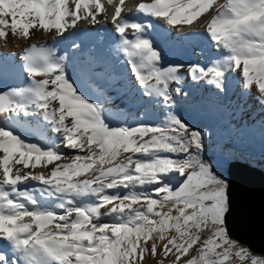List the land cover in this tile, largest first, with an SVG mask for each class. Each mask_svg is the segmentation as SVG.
<instances>
[{
	"label": "snow or ice",
	"instance_id": "obj_1",
	"mask_svg": "<svg viewBox=\"0 0 264 264\" xmlns=\"http://www.w3.org/2000/svg\"><path fill=\"white\" fill-rule=\"evenodd\" d=\"M125 3L111 21L118 51L162 118L113 125L66 56L26 46L24 84L0 87V264H143L149 251L158 264H264L232 236L231 182L202 157V132L173 111L189 78L222 91L232 76L264 100V0H137L122 17ZM107 16L101 0H0V39L63 38ZM200 19L219 58L165 65L149 29Z\"/></svg>",
	"mask_w": 264,
	"mask_h": 264
},
{
	"label": "bare ground",
	"instance_id": "obj_2",
	"mask_svg": "<svg viewBox=\"0 0 264 264\" xmlns=\"http://www.w3.org/2000/svg\"><path fill=\"white\" fill-rule=\"evenodd\" d=\"M101 2L108 12L107 22L101 25L93 26L90 20L81 21L78 29L65 34L63 38H53L54 33L51 32L33 30L30 39L11 35L6 42L0 39V85L5 88L22 86L25 77L21 71L20 57L24 48L30 44L44 43L47 47L55 49L58 56L67 57L65 62L68 74L79 85L82 92L102 102L106 100L108 94L115 99L114 104L118 105L119 109L113 110L114 112L107 110L108 117L120 115L122 120L129 117L130 124L147 119L153 121L160 119L155 110L157 108L161 113L160 107L146 103L141 97L139 90L133 84L130 70L118 51L119 41L111 23L118 0H113V3H108V0H101ZM145 2H150V0H145ZM136 4L137 0H126L122 17L128 15L129 10H134ZM139 19L145 23H153L152 19H146L143 16ZM205 19H200L192 26L180 25L169 28L157 23L155 29H149V35L155 39L156 45L157 43L162 45L160 49L163 53L164 64L169 60H175L176 57H183L190 64L201 65L207 64L212 58H219L221 54L212 47L205 34ZM74 43L80 46L79 49L73 47ZM236 81L242 85L240 79L236 78ZM254 99L257 100L254 104L257 115L255 120L258 130L264 133V100H261L256 92ZM179 110H181L179 106L173 109L177 113ZM22 134L31 133L25 129L22 130ZM39 170L41 169H37ZM248 176L240 177L243 179L241 184L237 178L239 184L237 187L241 189L239 195L243 196L242 192L246 194L248 202L250 199L252 202L249 203H253L255 209L259 211L264 208L262 198L264 184L252 175ZM143 264L151 263L146 260Z\"/></svg>",
	"mask_w": 264,
	"mask_h": 264
},
{
	"label": "rangeland",
	"instance_id": "obj_3",
	"mask_svg": "<svg viewBox=\"0 0 264 264\" xmlns=\"http://www.w3.org/2000/svg\"><path fill=\"white\" fill-rule=\"evenodd\" d=\"M157 47L161 48L162 45L157 43ZM176 59L174 62L169 60L165 65L190 64L183 57ZM228 81L226 89L218 91L212 84L189 78L181 86L184 94L174 98L175 107L179 106L181 109L178 114L182 119L203 134L202 157L213 162L227 178L229 165L235 161L245 162L264 171V133L258 130L255 120V90L251 94L245 91L235 77L230 76ZM91 98L104 106L105 114L107 110L119 109L110 94L103 102L98 98ZM155 110L161 119V113L157 108ZM120 117L113 115L108 118L113 125L130 124L129 117L124 120ZM176 179L179 181L180 177L177 176ZM151 243L149 241V248ZM159 259V253L153 258L149 251L145 253L143 262L147 260L151 264H158Z\"/></svg>",
	"mask_w": 264,
	"mask_h": 264
},
{
	"label": "water",
	"instance_id": "obj_4",
	"mask_svg": "<svg viewBox=\"0 0 264 264\" xmlns=\"http://www.w3.org/2000/svg\"><path fill=\"white\" fill-rule=\"evenodd\" d=\"M248 175H252L264 184V171L245 162L230 163L228 179L232 187L233 210L229 217V227L234 239L239 240L242 245L256 254H264V208L256 210L254 204L249 203L252 202L250 199L248 202L246 194L242 192L243 196L239 195L241 189L237 187L238 179L241 184L243 179L240 177ZM262 198L264 200V194H262Z\"/></svg>",
	"mask_w": 264,
	"mask_h": 264
}]
</instances>
